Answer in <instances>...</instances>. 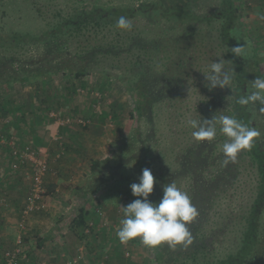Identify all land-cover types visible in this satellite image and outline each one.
Instances as JSON below:
<instances>
[{"label": "rangeland", "instance_id": "1", "mask_svg": "<svg viewBox=\"0 0 264 264\" xmlns=\"http://www.w3.org/2000/svg\"><path fill=\"white\" fill-rule=\"evenodd\" d=\"M95 2L101 8L138 4L137 0ZM236 3L233 35L238 45L245 47L239 57L244 63L258 59L259 71L264 75V20L259 18L264 15V0H236ZM92 6L90 1L75 0H0V36H41L75 8ZM201 6L203 11L215 10L217 2L202 0ZM131 23L142 31L139 19ZM158 25L149 29L152 33H146L148 39H145L168 40L167 54L163 53L159 64L148 73L150 90L160 97L151 105L148 119L134 123L130 141L123 128L134 110L133 86L139 75L132 73L135 69L130 57L118 56L112 47L109 53L97 48L107 42L110 45L108 38L102 39L100 35L87 47L82 42L84 48H76L74 54L43 51V43L36 41L0 44V203L2 207L11 205V217L15 220L10 229L15 233L13 242L0 246V264H6L2 260L5 252L15 253L17 264H139L143 261L155 264L154 249L145 246L140 238L122 244L116 236L124 218L120 207L127 203L108 191L109 167L102 165L93 173L90 170L93 161L113 160L115 150L124 142L133 144L125 148L121 160L125 168L133 170L131 174L138 170L134 166L137 152L147 147L155 153L153 159L160 160L149 167L154 175L173 180L189 197L193 198L192 191L196 195L201 193L199 187L192 186L194 178L200 183L211 179L207 198L212 201L206 200L204 206L199 200L194 205L198 211L192 221L197 224V241L203 245L212 242V248L206 250L212 258L222 257L232 246L236 247L245 226L240 217L251 199L254 176L241 163L234 181L228 175H224L225 184L217 180V170L226 159L222 146L227 139L217 125L212 141H197L192 135L195 130L188 124L190 119L210 120L214 115L231 112V82L226 88L210 90L205 78L210 74L212 62L224 58L217 35L218 23L192 26L165 19ZM69 41L72 43V39ZM50 46L55 49L53 43ZM58 63L73 70L57 71ZM77 68H82L86 75L73 78L71 72ZM105 69L116 72L120 79L114 73L109 76ZM173 74L174 81L163 82ZM262 108L249 107V111L254 127L264 138ZM41 127L47 134L46 151H38L47 164L42 183L44 193L36 203L38 209L23 214L24 202L32 188L31 171L17 165L11 149L16 145H31L36 140L33 133H38ZM186 148L194 149L190 162H185L187 159L181 154ZM243 153L241 150L235 160ZM195 162L206 168L190 172ZM9 170L12 172L8 174ZM82 182L86 183L79 190L64 186V183ZM83 205L88 206L87 228L73 222ZM199 205L204 211L198 209ZM37 237L49 243V250L38 248ZM259 242L264 247V218ZM182 257L176 264H180Z\"/></svg>", "mask_w": 264, "mask_h": 264}, {"label": "trees", "instance_id": "2", "mask_svg": "<svg viewBox=\"0 0 264 264\" xmlns=\"http://www.w3.org/2000/svg\"><path fill=\"white\" fill-rule=\"evenodd\" d=\"M75 1H90V4L93 6L91 8H75L71 15L61 18L41 36H0L2 37L0 44H21L23 42L36 41L37 43H43V51H55L58 53L71 51L69 54H74L76 48H84L81 45L82 42H84L87 47L93 44L95 42L94 40L98 39L100 35H102V39L108 38L111 42L110 45L107 42L103 46L98 45L97 48L102 47L105 53H109L110 51L108 50L112 47L113 50L116 49L118 56L130 57V61H132L133 68L135 69V72L132 73L139 75L136 80H134L133 86L135 91L134 110L129 113L123 128L127 141H130V132L132 131L131 128L134 123L140 120L146 121L150 114L151 105L160 97L151 92V81L148 73L151 68L159 64L157 62L160 61L163 53L167 54L165 45L168 40L161 41V39L157 37L155 41H146L148 37H146L145 34L152 33L149 29L152 30L153 28L159 27L160 25L158 24L165 19H170L171 21L176 20L177 23L183 21L192 26H205L211 23H218L217 35L219 44L221 45L220 49L223 50L224 65L226 66V71L232 77L229 89L231 112L227 116H233L249 127H254L253 115L250 113L249 107L258 109L259 107L264 108V106L254 102L248 105H240L237 101L241 96L250 95L251 91L255 90L251 84L253 81L251 79H256V77L264 78V75L259 71L258 59L244 63L240 57L234 56L231 51L232 48L239 46L232 30L237 11L236 0H215V2H217V9H208L205 11L202 10V0H137L138 4L133 7L111 8L95 6V0ZM120 16L128 17L131 21L139 19L142 24V31H139L140 29L133 25L131 30L117 28L116 24ZM157 33L160 35L161 31H157ZM110 35L112 36L111 39L109 38ZM70 39H72V43L69 41ZM112 40L114 43H112ZM50 43L55 45V49L50 46ZM147 65L150 67H147ZM61 69L73 70L71 66H64L62 63H58L56 65V70L60 71ZM104 71H108L109 76L114 73L120 79V75L111 69H105ZM71 74L75 79H80L86 75L82 68H77V70L72 71ZM173 78L174 74L170 77L167 76V79L163 82L174 81ZM170 92L173 94L175 93L172 92V89ZM222 136L224 139H227L223 134ZM130 144L133 145L132 143ZM131 145L124 142L115 150L113 160L108 158L103 161H93L90 166L91 173L102 165H107L109 167L108 174H111L110 177H107L109 181L108 191L121 196L127 205L134 199H139V197H134L132 195L130 185L139 182V177L143 169L149 168L150 166L152 167L154 166L153 163L160 161H155L153 159L155 153L150 152L149 148L142 147L136 154L138 158V161H136L137 164H134L135 168H138V170L135 169L134 173L131 174L133 170L125 168L121 163L125 148ZM193 151L194 149L190 148L181 151V154L183 153V158L187 159L185 162H190ZM156 153H158L157 150ZM240 157L241 158L234 162H229L227 164L224 162V165L222 164L217 170V180L220 182L224 181L223 184H225L226 178L224 175H228L232 180L238 176L237 173L240 172L241 163H243V169L251 171L250 173L254 176L251 185V189L253 188V190H250L251 199L246 203V211L244 214L242 213L243 215L241 214L240 217L241 220L245 222V226L241 231L236 247L232 246L222 257L212 258L210 253L206 252L208 248H212V242L207 241V243H205L206 245H203L200 241L198 242V238H196L198 232L196 229L197 224L192 222V224H189L192 229L189 230L193 238L192 243L186 248L183 245H178L173 249L167 244H162L153 248V262L155 264H171L172 262V264H176L178 259L182 257L183 252L185 253L180 264H256L254 260L264 264V247L259 242L261 223L264 218V138L261 136L256 137L253 140L252 148L244 149V153L242 156L240 155ZM133 160L135 161L137 159L134 158ZM176 162H180L179 159H177ZM198 168L204 170L206 167L195 162L191 164L190 172H193V170L196 171ZM152 174L156 182L154 183L153 192L148 199L153 203H158L162 198L163 186L172 183L173 180L160 178L154 175L153 171ZM193 181L192 186L199 187L201 193L196 195L194 191H192L191 194H193V198L190 195L191 202L193 205H196L199 200H202L200 203H203L205 206V204H207L204 203L206 200L210 199V202L212 201V198H207L210 196L211 179L205 183H200L195 178ZM85 183L86 182L78 184L64 183V186L72 190H79L81 187H84ZM87 208V205L80 207L79 213L73 221L74 224L79 227L82 226L87 228V213H89ZM198 209L204 211V207L200 205ZM37 239L38 248H43L45 251L49 250V243L46 240L43 242L39 237H37ZM129 264L133 263L130 262ZM139 264L147 263L143 261Z\"/></svg>", "mask_w": 264, "mask_h": 264}, {"label": "clouds", "instance_id": "3", "mask_svg": "<svg viewBox=\"0 0 264 264\" xmlns=\"http://www.w3.org/2000/svg\"><path fill=\"white\" fill-rule=\"evenodd\" d=\"M259 18L264 20V15ZM116 27L131 30V20L120 16ZM231 51L234 56L239 57L244 53L245 47L236 46ZM224 63L223 59L212 62L210 74L205 77L210 90L217 87L226 88L231 82L232 77L224 70ZM251 84L255 91L250 95L241 96L237 102L240 105L254 102L264 106V78L256 77ZM188 124L195 130L192 135L197 141H212L217 134V125L220 126L219 131L227 138L222 146L226 157L225 164L234 162L241 150L251 149L253 140L260 136L255 127H249L233 116L214 115L210 120L199 121L190 119ZM155 182L151 169L145 168L139 182L130 185L132 195L139 199L120 207L124 218L120 221L116 236L122 244L140 238L141 242L150 248L162 244H167L173 249L178 245L186 248L193 240L188 225L197 217L198 211L188 194L181 191L174 182L163 186L162 198L158 203L149 201L148 197L153 192Z\"/></svg>", "mask_w": 264, "mask_h": 264}, {"label": "built area", "instance_id": "4", "mask_svg": "<svg viewBox=\"0 0 264 264\" xmlns=\"http://www.w3.org/2000/svg\"><path fill=\"white\" fill-rule=\"evenodd\" d=\"M11 153L17 165H24L31 171L32 188L29 195L26 197L23 209V214H28L38 209V204L36 203L41 199L44 193L42 183L47 172V164L44 160H41L38 151L28 144L16 145L11 149ZM22 223H19L20 228L23 226ZM16 252L18 253L19 251ZM2 260L6 261V264H17L15 253L5 252Z\"/></svg>", "mask_w": 264, "mask_h": 264}, {"label": "crops", "instance_id": "5", "mask_svg": "<svg viewBox=\"0 0 264 264\" xmlns=\"http://www.w3.org/2000/svg\"><path fill=\"white\" fill-rule=\"evenodd\" d=\"M263 40H264V38H263ZM59 94H61V93H59ZM61 96H64V92L61 94ZM47 127L50 128V126H47ZM33 135L36 136V138H35L36 140L35 141L32 140V143L30 146L33 147L34 149H36L37 151H41V152L46 151L47 143H45V141H44L45 138L47 137L46 131L45 130L42 131V127H41L39 132L33 133ZM39 137L42 138V140L41 139L39 140L38 139ZM11 172H12V170L7 171L8 174ZM12 179H13V177H12ZM1 204L2 203H0V246H3V245H6L7 243L13 242L14 236H12V235H15V233L12 234L10 229L13 228V222L15 220L11 217V207H10L11 205L8 204L7 207H2ZM27 218L28 217H26V219ZM15 228H16V225H15Z\"/></svg>", "mask_w": 264, "mask_h": 264}]
</instances>
